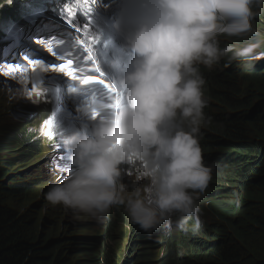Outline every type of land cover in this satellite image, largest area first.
I'll return each instance as SVG.
<instances>
[{
  "label": "clouds",
  "instance_id": "9594fccd",
  "mask_svg": "<svg viewBox=\"0 0 264 264\" xmlns=\"http://www.w3.org/2000/svg\"><path fill=\"white\" fill-rule=\"evenodd\" d=\"M41 3L43 0H0V33L10 32L7 41L0 38V52L12 47L0 64L13 57L9 65L0 66V98L5 99L7 107L12 103L7 116H0V127L29 130L32 135L36 150L25 164L19 163L21 178L33 184L27 195L29 211L46 222L53 234L72 236L76 227L91 217L102 221L112 215L114 206H123L131 221L129 237L136 231H146L148 247L158 259L161 255L155 236L163 243L167 240L164 230L197 231L203 238L202 209L207 201L200 197L207 189L219 187L211 183L213 167L209 164L215 157L203 158L201 136L212 120L213 137V130L217 132L219 127L217 118H223L222 114L206 116L221 107L219 92L204 96V91L214 85L220 88V80H230L221 88L228 90V85L232 89L233 102L226 105L227 115H231L234 100L249 88L241 82L262 77L264 0H136L130 13L127 8L131 0L120 4L110 0L109 4L119 11L107 10L117 15L110 27L127 56H115L109 65L108 72L115 74L112 89L105 79L103 85H81L80 100L74 98L71 87L55 90L47 85L52 77H58L52 86L60 84L63 73L45 72L39 65L34 69L28 61L33 56L44 61L46 56L40 53L53 42L48 28L56 25L44 24L52 15L41 21L35 15ZM51 11L62 18L68 9ZM66 33L75 44L76 38ZM83 44L87 45L85 40L75 46ZM37 45L39 49L35 50ZM225 59L227 62L222 61ZM259 59L263 61L254 63L256 71L250 74L253 62ZM220 62L225 65L218 66ZM1 68L9 69L1 73ZM75 68L81 69L78 74L82 77L99 69L82 64ZM262 78L256 82L259 86ZM34 85L47 92L27 106L22 98ZM252 93L256 98L260 88L256 85ZM215 101L219 102L217 109H212L209 104ZM17 106L24 108V120L29 112L40 117V132L33 125L21 123L23 116ZM93 112H99L95 119L91 118ZM47 121L55 127L49 129ZM20 142L25 145L26 139ZM9 149L5 156L22 160L16 157L22 148ZM38 158H43L42 167H36ZM128 164L134 174L131 183L123 180V175L130 176L123 167ZM56 205L62 207L50 209ZM118 221L108 225L115 233ZM161 228L164 230L155 235ZM85 237L98 239L93 232ZM118 238V234L108 238V231L103 232L99 249L105 244L114 246ZM169 239L171 244L176 242V237ZM128 241L123 240L122 264H146L141 257L130 259ZM81 244L74 243L75 261ZM187 247H181L179 259L191 253ZM102 260L107 264L109 259L104 254Z\"/></svg>",
  "mask_w": 264,
  "mask_h": 264
},
{
  "label": "trees",
  "instance_id": "16d2710c",
  "mask_svg": "<svg viewBox=\"0 0 264 264\" xmlns=\"http://www.w3.org/2000/svg\"><path fill=\"white\" fill-rule=\"evenodd\" d=\"M262 77L259 96L253 97L249 84L242 81L249 88L234 100L232 114L217 118L221 132H215L211 143L220 149L209 166L213 167L211 183L219 188L207 189L200 197L206 201L213 199L202 209L203 238L197 231L167 234L164 243L171 248L169 264H264V71ZM229 81L220 80V88L213 87L232 98L230 86L225 85L228 90L221 88ZM218 103L210 102L209 106L217 109ZM21 139H26L25 145ZM9 148H22L16 154L22 160L5 156ZM35 150L29 130L20 132L12 127H0V264H103L104 254L109 259L107 264L123 261L126 236L123 219H118L116 233L108 228L115 220L109 216L99 221L101 230L94 234L98 239L87 240L88 232L73 239L67 233L53 234L46 222L37 220L29 211L27 195L33 184L21 178L19 163L25 164ZM218 219H222V225ZM105 231L108 238L119 235L116 241L122 243L120 251H112L115 247L109 244L99 249V238ZM183 234L196 237L185 239ZM172 237H176L174 244L169 239ZM141 239L135 242L133 237L129 239L130 259L143 257L136 248ZM79 241L82 244L78 246L76 262L74 243ZM185 246L192 251L179 259L181 247Z\"/></svg>",
  "mask_w": 264,
  "mask_h": 264
},
{
  "label": "bare ground",
  "instance_id": "6f19581e",
  "mask_svg": "<svg viewBox=\"0 0 264 264\" xmlns=\"http://www.w3.org/2000/svg\"><path fill=\"white\" fill-rule=\"evenodd\" d=\"M116 2H118V3H120L121 2V0H115ZM81 2H82V0H81ZM94 2H97V3H99V2H101V1H99V0H85V3L84 2H82V7H83V11H84V9H85V7L86 6H89V8H88V11H84V17L85 18H90V17H98V21H96V25L94 26V28H93V30L95 29L96 30V32H99V27H103L105 24L103 23V18L102 17H100L97 13H96V11L95 10H92V12H91V4H93ZM124 2H126L125 0H124ZM136 3V0H131V3L129 4V6H128V8H127V11L130 13L133 9H132V6L134 5ZM131 9V10H130ZM51 10V7H47L46 9H43V10H41L42 12H44V11H47V12H49ZM100 10H102V7L100 6ZM26 12V11H25ZM25 12H23V14L25 13ZM59 12H61V11H59ZM91 13H92V15L93 16H91ZM22 14V15H23ZM60 15V14H59ZM114 17H112V18H115V16L116 15H113ZM21 18H22V16H21ZM81 22H84V20H82V19H80L79 21H77V22H75L74 24H75V26H76V24H82ZM30 27V26H29ZM28 27V28H29ZM27 28V29H28ZM93 32V31H92ZM9 31H7V32H1L0 33V38L2 37V38H6V39H3V40H8V36H10L9 35ZM13 35H14V32L12 33ZM1 45V44H0ZM69 45H71V46H73V47H71L70 49L72 50V52H73V48L75 47V45L73 44V43H71V44H69ZM119 45L120 44H117V50L120 48L119 47ZM260 52H264V51H260ZM7 53H9L8 52V48H6V49H3L1 52H0V62L2 61V60H4V58H5V56L4 55H7ZM74 53V52H73ZM119 56H120V54H118ZM11 58H8L4 63L6 64V63H10L11 61H8V60H10ZM223 62H227V60L225 59V60H222ZM260 61H263V60H261V59H259V60H256V61H254L253 62V64L254 63H256V62H260ZM66 62V60H64V63ZM238 62V64H239V61H237ZM5 64H0V66H2V65H5ZM76 64H82L83 66H84V64L83 63H81V62H77ZM89 62H88V64L86 65V66H89ZM222 65H225V64H223L222 62H220V64H218V66H222ZM245 69H248L249 67H245L244 66V64L242 65ZM238 67H240V65L238 66ZM1 73H7V69L6 68H1ZM106 71V69L105 68H103V71L102 72H99V70H95V72H93V74L92 75H96V76H101V75H103L104 74V72ZM112 71V70H111ZM76 72H77V75L79 76V77H82V75L81 74H78L79 72H81V69H78V68H76ZM65 75V74H64ZM56 78H58V77H54V79L56 80ZM259 78H262V77H258V80H259ZM71 80V81H70ZM257 80V77H254V78H252V79H248V80H246L245 82H247L248 84H249V86H250V89H251V91H250V93L251 94H253V97H255V93H252V91L254 90V88H255V86L257 85L259 88H261V86H259L258 84H256V82L258 81ZM29 81H31V80H29ZM27 83H28V80H27ZM59 83L62 85V86H59L60 84H55V86H53V88H55V90H58V89H60L61 87H63V86H66V89L67 88H70L71 87V89L72 90H74L73 92H75V95H74V98H78V100H80L81 99V97H79V95H82V94H78L79 93V91H81L82 89H83V87L81 86V84L79 83V80H72L70 77H68V76H66L65 75V78H63V79H59ZM31 84H32V81H31ZM9 85V84H8ZM110 87H111V89L114 87L113 86V81H111L110 80ZM12 89H16V88H12ZM29 91V90H28ZM27 91V92H28ZM216 92H219V91H217L214 87H212V88H210L209 90H207V91H204V96H207V95H210L211 93H216ZM113 93H115V91H113ZM224 93H221V92H219V97H218V100L220 101V107H221V109H220V111H219V113L220 114H222V115H227V109H226V105H228V104H230L231 102H233V98H230L229 96H227V95H223ZM106 97V96H105ZM23 99V98H22ZM206 99V98H205ZM31 100H33V98L32 99H30V101ZM113 101V100H112ZM116 101V100H115ZM206 101H207V99H206ZM8 107L11 109L12 108V103L10 104V105H8ZM236 107V106H235ZM16 108H18L20 111H21V115H22V112H24L22 109H24V108H20L19 106H17ZM238 108L240 109V107L238 106ZM15 110V109H14ZM208 114H214L215 115V112L214 113H207L206 114V116L208 115ZM23 116V115H22ZM24 117L25 116H23V117H20V120H21V123H24L25 122V125L26 126H29V125H33L34 127H37L38 128V131L40 132V129H39V127H38V125H36L34 122H29V121H27V120H24ZM230 118V117H229ZM228 118V119H229ZM209 122H213L212 120H210V121H208L207 122V124H206V126H204V129H203V134H202V136H201V149H202V154H203V158H204V156H206V158H214L215 157V154L217 153V151L220 149L219 147H218V145L217 144H215V143H210L209 142V138L211 137V133H210V128H211V125L209 124ZM49 123L50 124H52L53 125V123L51 122V121H49ZM216 123V122H215ZM214 123V124H215ZM53 126H55V124L53 125ZM218 130L219 131H217V132H221V129L218 127ZM213 132H216L215 130H213ZM30 161H32V159L30 160ZM129 166H130V164H128V167H127V165H124L123 167L126 169V171L125 172H127V171H129L130 172V176H127V177H125V175H123V180L125 181V182H130L131 183V181L134 179V174H133V169L132 168H129ZM211 200H213V199H207V201L208 202H210ZM62 207V205H56V206H53V207H51V209H59V208H61ZM111 212H113L112 213V215L110 216V217H112V218H114L115 220L118 218V219H123L124 220V225H125V231H126V236H125V238H124V240L125 239H130L131 237H129V234H130V232H131V221H130V219L128 218V216H127V213H126V211H125V209L123 208V206H114L111 210H110ZM217 222H218V224L219 225H222V219H218L217 220ZM85 227H86V231H84V232H80L79 230H77L76 229V231H75V233L73 234V239H76L78 236H81V235H83V234H85V233H89V232H93V235L94 234H98L99 232H100V230H101V228H100V225H99V220H97L96 218H94V217H91V219H90V221H88L85 225H84ZM138 226V225H137ZM161 230H164L163 228H161V229H159V230H155L156 232H155V235H157L158 233H159V231H161ZM144 232H146V231H144L143 230V232L142 233H139L138 231H136V233L134 234V236H133V242H135V241H137V239H141L142 238V236H143V238H144V241L142 242H140L137 246H136V248H137V250H140L141 251V253H142V255H143V259L145 260V263L146 264H169V255H170V253H171V248H167L166 246H165V243L163 242V243H159V241H158V236H155V239H157L156 241H157V244H156V246H157V248L159 249L158 250V253H160V255H161V259H158L157 257H155V258H153V255H152V253H151V251H150V249H149V247H148V240H147V238L149 237V234H145ZM180 232H188V233H191V232H193V231H191V230H188V231H182V230H179V229H175V228H173L171 231H167V230H164V236H166V239H167V234H169L170 236H174V234L175 233H180ZM196 234L199 236V234H198V232H196ZM200 237V236H199ZM165 241V240H164ZM130 247V243H129V241H128V243H127V246H126V248L128 249ZM123 249H125V247L123 248ZM123 257H124V251H123ZM122 257V258H123ZM125 260V258H123V261ZM121 260H119V262H120ZM123 261H121L120 262V264H122L123 263ZM118 262V263H119ZM117 263V264H118Z\"/></svg>",
  "mask_w": 264,
  "mask_h": 264
},
{
  "label": "snow or ice",
  "instance_id": "6c2138e0",
  "mask_svg": "<svg viewBox=\"0 0 264 264\" xmlns=\"http://www.w3.org/2000/svg\"><path fill=\"white\" fill-rule=\"evenodd\" d=\"M84 28L86 31H90L88 24L84 25ZM94 40L95 37H92ZM38 43L43 44V41H38ZM91 47V44L89 45ZM48 51L55 56L56 53L52 51L51 47L48 48ZM27 59V58H26ZM91 59V57H89ZM29 63L32 65V67L35 69L36 66L42 67L45 71H51L54 73H63L66 76L70 77L72 80H79V83L81 85H90V84H100L103 85L106 83L104 79H102L100 76L96 75H87L83 77H79L77 75L76 69L73 67L74 61L72 59H68L65 63H51L46 64L41 59H31L28 60ZM47 92V89L41 88L39 85H34L31 90H29L26 93V96L30 99H32L35 96H45ZM107 107L111 108L113 105H107ZM99 116V112H93L92 119H95ZM49 129H51V125H48Z\"/></svg>",
  "mask_w": 264,
  "mask_h": 264
},
{
  "label": "rangeland",
  "instance_id": "374dc122",
  "mask_svg": "<svg viewBox=\"0 0 264 264\" xmlns=\"http://www.w3.org/2000/svg\"><path fill=\"white\" fill-rule=\"evenodd\" d=\"M99 1H101V0H99ZM66 6V5H65ZM111 17H114L113 15H111ZM83 24H85V23H83ZM11 49H12V47H9L8 48V52H10L11 51ZM46 52V50H45V48H43L42 49V54L44 55V56H46L44 53ZM28 53V52H27ZM16 57H17V54H16ZM10 60H8V61H12L13 60V57L12 56H10ZM31 58V57H30ZM53 58H55V57H48V56H46L45 57V63L46 64H51V63H53L54 61H52L53 60ZM11 63V62H10ZM7 64V63H6ZM8 65H9V63H8ZM252 67L253 68H251V73L250 74H252L253 72H255L256 71V65H252ZM7 69V68H6ZM9 69V68H8ZM7 69V70H8ZM41 70H44L43 68L41 69ZM45 71V70H44ZM45 72H48V71H45ZM259 77V76H258ZM258 77H257V80H258ZM252 78H254V76L253 77H251V79ZM32 81V80H31ZM55 81V79H54V77H52V79H50V83L48 84L47 83V85H50V89L51 88H53V86L51 85L53 82ZM47 85H45V86H47ZM29 90H31V88H29ZM27 93V92H26ZM25 93V94H26ZM26 96V95H25ZM27 98V99H26ZM38 98H40V96H35V97H33V100H31L30 101V98H28L27 96L25 97V98H23L22 99V101H23V103L25 102V103H27V104H29V105H27V106H30V105H34V104H30L32 101H36V99H38ZM8 109H9V107H7V105H6V101H5V99L3 98V97H1L0 98V116L1 117H6L7 116V113H8ZM22 115L23 116H26V114L24 113V112H22ZM27 117H29V118H27V121H29V122H34L36 125H38V127H39V129H40V117L36 114V113H27ZM48 123H49V121H47ZM50 124V123H49ZM50 125H52V124H50ZM54 125V124H53ZM52 125V126H53ZM53 127H55V126H53ZM38 164L36 165V167H42V165H43V158H38ZM34 162V161H33ZM32 162V163H33ZM128 183H130V182H128ZM34 196H36V192L34 193ZM40 196V195H39ZM38 198L39 197H37V198H35V201L36 200H38ZM41 202H43V199L41 200ZM50 220H52V218L50 217ZM87 222H84V223H82V224H80V225H78L77 227H76V229L77 230H79L81 233L82 232H84V231H86V227L84 226L85 224H86ZM114 245V247H115V249L117 250V251H120V249H121V247H122V243H119V242H117V241H115V243L113 244Z\"/></svg>",
  "mask_w": 264,
  "mask_h": 264
}]
</instances>
